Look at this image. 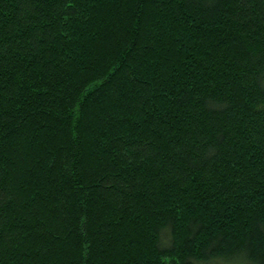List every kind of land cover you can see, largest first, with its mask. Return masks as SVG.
Returning a JSON list of instances; mask_svg holds the SVG:
<instances>
[{"label": "trees", "instance_id": "obj_1", "mask_svg": "<svg viewBox=\"0 0 264 264\" xmlns=\"http://www.w3.org/2000/svg\"><path fill=\"white\" fill-rule=\"evenodd\" d=\"M0 264H264V0H0Z\"/></svg>", "mask_w": 264, "mask_h": 264}]
</instances>
